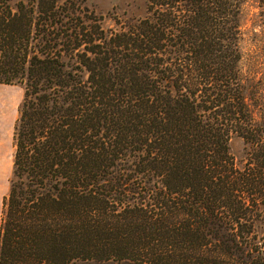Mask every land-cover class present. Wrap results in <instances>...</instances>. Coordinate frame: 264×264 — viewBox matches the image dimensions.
<instances>
[{"label":"trees","instance_id":"16d2710c","mask_svg":"<svg viewBox=\"0 0 264 264\" xmlns=\"http://www.w3.org/2000/svg\"><path fill=\"white\" fill-rule=\"evenodd\" d=\"M248 1L106 26L79 0H0V82L24 86L0 264H264Z\"/></svg>","mask_w":264,"mask_h":264},{"label":"rangeland","instance_id":"374dc122","mask_svg":"<svg viewBox=\"0 0 264 264\" xmlns=\"http://www.w3.org/2000/svg\"><path fill=\"white\" fill-rule=\"evenodd\" d=\"M90 11L104 16L106 26L116 25L113 15L119 14L123 19L126 16H141L146 13L147 0H79ZM243 63L250 70L253 82L263 81L259 95L254 96L249 90L256 107L258 117H264V1L249 0L246 4L244 18ZM24 96L22 84L0 82V166L5 170L7 189L9 190L10 177L13 170L15 151L14 125L19 114V105ZM233 149L242 155L244 141L236 138ZM3 210V209H2ZM1 219V216H0Z\"/></svg>","mask_w":264,"mask_h":264},{"label":"crops","instance_id":"0c3cea01","mask_svg":"<svg viewBox=\"0 0 264 264\" xmlns=\"http://www.w3.org/2000/svg\"><path fill=\"white\" fill-rule=\"evenodd\" d=\"M7 189L6 174L5 170L0 166V216L2 215L3 209V198Z\"/></svg>","mask_w":264,"mask_h":264}]
</instances>
